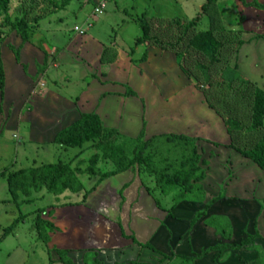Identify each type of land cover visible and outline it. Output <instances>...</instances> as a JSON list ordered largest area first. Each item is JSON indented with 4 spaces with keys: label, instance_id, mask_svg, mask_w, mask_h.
Returning a JSON list of instances; mask_svg holds the SVG:
<instances>
[{
    "label": "rangeland",
    "instance_id": "374dc122",
    "mask_svg": "<svg viewBox=\"0 0 264 264\" xmlns=\"http://www.w3.org/2000/svg\"><path fill=\"white\" fill-rule=\"evenodd\" d=\"M101 1H104L106 9L102 15L94 16V9ZM205 2L206 0H9L7 12H0V75L2 76L0 78L4 82L3 67L10 70L17 64L23 68L27 62H30L36 66L37 70L45 71L49 67L57 66V70L49 72V77L42 79L41 84H45L46 88H53L62 96H71L75 101L81 97L78 95L85 89L83 78L86 79V83H89L92 78L98 81V77L102 75L96 66L97 63L92 65L91 59L85 60L92 54L90 53L92 52L91 41L88 38L95 39L96 42L102 43L106 49L103 56H100L101 66L103 67V63H118V59L121 58L123 62H120L117 68L123 69L128 77V82L123 83L121 89L116 90L117 93H113L114 96L121 97L120 100H113V104H111L114 109L119 108V112L111 114V119L99 117L104 127L114 128L122 136L130 139H136L143 132V141L156 135L165 134V132L186 135L197 140L196 145L198 153L201 155L200 158L202 161H204L203 159L207 161V159H212L208 155L210 149L208 145H213L216 149L215 140H218V136L211 134L210 137L202 133L201 130L207 126L216 127L217 121L218 127L223 126L226 129L225 121L229 117V107L230 109H241L243 114L249 109V106L244 108V104H239V97L235 93L230 94L227 90L224 91L225 83L221 76L222 71L225 69L237 71L239 68L240 72L237 73H241L242 77L249 78L250 81H248L252 83V86L256 85L264 89V43L244 45V40L247 39H244L242 30L244 27L246 28L245 19L247 17L252 19L250 30L254 29L253 23L259 21L251 18L248 13L245 17L242 16L243 5H251L256 3V0L220 1L209 9L207 18L194 30L197 32L211 30L219 35V40L227 43L221 52L220 65L208 72L207 61L201 55L191 52L186 46L177 43L178 37L183 36V30L173 22L177 21L180 25H186L197 16L200 7ZM142 17H146V21L151 25L149 36H155L161 45L167 48H161L146 41L139 46L135 45L136 40L142 37L141 28L136 20ZM241 18L243 20H240ZM22 19H25L28 24V41L23 45L16 32L15 24L16 21ZM208 19L212 21V26ZM76 29L85 31V33L80 35ZM190 34L191 31L184 39H187ZM242 45L245 47L240 50ZM109 46L115 47L116 50ZM172 46L175 49H170ZM165 52L171 53L172 60H174V71L158 69L162 66V59L160 62L157 59L161 53ZM87 54H89L88 58ZM141 61L147 62L148 66L139 69L138 66L144 63ZM203 66L206 71L201 68ZM26 67L24 71H26ZM129 67L132 68L131 74H129ZM153 73H157V75L154 76ZM52 75L57 76L56 86L51 82ZM139 75L140 77L147 75V80H140ZM58 79L60 80L58 81ZM32 81V86H34L35 80ZM139 83L144 85L141 86ZM235 88L238 89V86ZM31 90L32 93L38 95L34 87ZM130 93H135V95H130ZM86 103L90 105V102ZM104 103H106L104 99L94 102L92 107L95 114ZM82 104L86 107L85 103ZM213 107L220 111L219 116ZM24 109L25 112L28 111V108L24 107ZM212 115L216 117V122H213ZM56 120L57 123L62 122V117ZM1 129L0 240L6 237L1 246L5 249H12L21 245L31 256L29 264H49L44 245L40 240V242L35 241L38 240V233L41 238L44 236L43 239L49 242L48 235L54 234V229L45 226L46 230L43 229V233L38 232L34 229V223L43 214L42 218L46 223H51L52 227L58 226L61 229L62 225L57 223L55 217L57 211H60L57 214L59 217L64 213V208L82 206L88 197L93 198V192L100 184L93 189L96 179H90L83 172L89 166V159L97 152L91 145L82 149L58 148L52 143L39 147L29 142L30 139L25 129L16 127ZM48 136H52V134H48ZM212 151L214 152V150ZM57 163L68 164L71 169L77 170L76 176L83 188L82 193H65L56 198L44 190L32 193L28 199L19 197L12 202L6 178L14 172ZM215 166L213 164L209 168L207 164L202 167L205 173L209 170L210 179L215 174ZM97 168L101 174H108L114 170L112 164L104 159L98 162ZM255 169L256 173L264 175L263 171L257 167ZM127 175L132 177L136 185H141L137 195L132 198L130 207L124 205L126 200L123 198L124 190L129 188V185L124 186L121 183V179L127 178ZM137 179L140 182H137ZM98 191L94 194L96 202L94 204L96 205L100 201L104 211L98 214L96 213L98 209H96V211H91L92 215L82 214L83 219L86 216L89 217L86 220H81L77 226L80 231L86 230V233L90 235L93 232L96 234L99 232L96 225L100 227L101 236L102 230L104 231V236L99 237L108 242L106 244L110 245V249L109 258L103 264H122L120 254L121 256L124 254L122 252L125 248L122 245L123 240L128 243V246L135 245L137 240L148 245L143 249L152 250V252L143 251L141 257L133 256L130 263L124 264H194V261L197 260L195 257L198 254L193 253L192 258L183 255L190 251L189 245H192L193 248L192 238H189V234L194 230L205 231L202 220L196 225L191 224V221L174 223L170 218V210L174 205L172 196H163L155 187L152 178L143 174L138 167H134L119 178L109 180ZM153 203L157 208H150V204L153 206ZM256 203L258 202L256 201ZM92 204V202L89 203L93 208ZM250 205L251 210H256L255 205ZM161 210L162 215L157 216L161 214L159 212ZM251 212L248 211V213ZM254 212L249 214L251 219L247 217L244 222L246 227L243 231L244 239L249 234L253 236L259 233L257 230L258 219L255 218ZM185 214V220H188L192 215L190 212L188 216ZM163 216L164 219H162ZM99 217L103 221L98 219ZM92 218L94 230L89 227L92 225V222L89 221ZM40 225H43L41 221ZM243 225L241 224V226ZM1 226L4 227L1 228ZM102 227L103 229H101ZM177 233H181V236L175 240L174 235ZM262 233L264 234V230ZM203 238L199 237L200 240ZM256 243L260 244H258L259 251H255L259 255L260 251H264V245L254 240V244ZM201 244L207 247L213 244V240H206ZM100 251H102L101 248L95 249L94 254ZM91 252L93 253V251ZM144 254L145 256H143ZM184 258H194V260L186 262ZM205 264L210 263L206 262Z\"/></svg>",
    "mask_w": 264,
    "mask_h": 264
},
{
    "label": "crops",
    "instance_id": "0c3cea01",
    "mask_svg": "<svg viewBox=\"0 0 264 264\" xmlns=\"http://www.w3.org/2000/svg\"><path fill=\"white\" fill-rule=\"evenodd\" d=\"M256 3L258 5H264V0H256ZM242 12H243L242 16L245 17L246 14L248 13L251 15V18H254V20L259 21L253 23L254 29L250 30L249 26L251 25L252 19H250L249 17L245 19L246 22L244 21V23L246 24V28L244 27V29L242 30L244 33L243 34L244 39L245 38L247 39L244 40L245 42L244 45L246 46V44L250 45L252 43H255L257 45L258 43L261 42L264 43V10H257L254 8L244 7L242 9ZM88 39L89 41H91L90 49H92V52L90 51L89 52L92 54L91 55L87 54L86 57L88 58L89 55V58L85 60L91 59L90 62L92 63V65L97 63L96 66L98 67L99 73L101 72L102 75L98 77V81L92 78L89 83L88 82L86 83L85 82L86 79L83 78L85 89H83L80 95H78L81 97L77 96L78 99H76L75 101L74 99H72L71 96L69 97L62 96L58 92L53 90V88H46L45 84L44 85L41 84V82L43 81L42 79H44L45 77H49L48 75L49 72L52 73V71L57 70V66L49 67L47 71L41 69L37 70L36 66L31 64L30 62H27L28 66L26 65L27 67L24 66L23 68H21L20 64L15 65V67H11L10 70L4 69V67L2 68L4 71L3 72L4 82H3V90L0 91V131L2 130L1 128H3V130L14 127L21 128L23 130L25 129L27 131V136L30 139L29 142L34 143L39 147L47 146V144L51 145V143L53 145V141L56 135L65 128L75 123L77 120H79L82 114L94 113V108L92 107V105L98 99L99 100L104 99L106 101V103L102 104L99 107V110L96 112L97 113L96 115L98 117L103 116L105 118L108 117L109 119H111L112 117L111 114H116V112H119V108L114 109V107L111 104H113L112 103L113 100L116 101L121 99V97L119 96H114L113 93H117L116 90H120L121 85L125 82H128L127 73L123 69L119 70L117 68V66L119 67V63L123 62V60H121L120 58L118 59V63L117 62L108 63V64L103 63V67H102L100 64V56H103L104 51L106 50L104 48L105 46L102 43L96 42L95 39H90V38ZM244 45L241 46L240 50L243 47H245ZM109 47L113 48L111 46ZM113 49L116 50L115 47ZM161 59H162L161 62L162 66H160V68L158 69L174 71L173 69L174 60H172L171 53L169 52H165L164 54L161 53L157 61L159 60L160 62ZM30 64H31V69L29 71ZM147 66H148L147 62L146 63L144 62L141 63L138 67L139 69L141 68L143 69L146 68ZM25 67H26V71H24ZM238 71L239 68L237 69V72ZM131 73H132V68L129 67V74ZM150 74H152L151 71ZM155 74L157 75V73H153L154 76H156ZM239 75L242 76L241 73H239ZM56 78L57 76L52 75L51 82L54 84V86H56L57 84ZM138 78L140 80H145L147 78V75L146 77L145 75L143 77H140L139 75ZM243 78L250 81L249 78L246 77ZM32 80H35L36 84L34 86H32L33 84ZM59 80L60 79H58V81ZM38 83H40L39 87H38ZM139 85L142 86L144 84L139 83ZM32 87H34L35 91L37 90L38 95L36 93H32L31 90ZM38 88H42V89L39 90ZM260 89L262 90L263 88ZM133 94L135 95V93ZM86 102H90V105H88V103ZM82 103H85L87 108L84 107L83 106L84 104ZM24 107L28 108L27 112H25L26 110L24 109ZM60 117H62L61 120L62 122L57 123L56 119ZM212 120H214L213 122L217 121L214 115H212ZM217 122H216V127L214 126L215 128L211 126H207L206 128H203L201 130L202 133L207 134L210 137L211 134L212 136L215 134L218 136V140H215V142L218 145V146L216 145V149L214 148L215 146L213 147V145H208L209 146L208 148H210L208 151V155L212 157V159H207L206 161L205 159L202 158L204 162L208 164L209 168H211L213 164L216 165L215 166L216 170L213 178L211 179L209 178V170H208L206 172L207 175L205 173L206 177L204 181L201 183L203 192L205 194L204 202L202 203L182 202L176 205L174 208L171 207L170 210V215H171L170 218L173 219L174 223L177 224V222L179 221L180 222L191 221L195 213L201 211L207 202H209L212 199H216V198L219 199L207 210L206 215L202 218L201 222L205 231L198 232L194 230V232L192 231L189 234V238H192L193 248L192 245H189L188 249L190 251L185 253L186 255L184 254L183 256H188L191 258L193 257V253L200 254L203 250H206L210 247H214L217 244L223 243V240L220 237L216 236L215 232L212 229L206 227L203 224V222L206 219L212 216L224 217L229 220L232 227L231 242L233 244L238 245L244 240L243 231H245L246 229L244 222L246 221L247 217L250 218L249 214L255 211L254 212L255 218L258 219V226H257L258 228L257 230L259 232L258 236L260 237V238H256L255 240L261 242L264 245L263 242L264 234L262 233V230H264V175L263 174L261 175V173L260 174L256 173L257 172L255 169L256 166L252 162L242 158L233 149L228 148L230 138L228 137L225 127L223 126L218 127ZM110 129H114V128H110ZM48 134H52V136H48ZM165 134H169V133L165 132ZM212 150H214V152ZM127 172L113 176L109 180L111 179L113 180L114 178H119V176L125 175ZM129 175H127V178L125 177L126 179L125 178L121 179L122 180L121 183L124 186L129 185V188L124 190V195H123V198L126 200V203H124V205L128 207H130L132 204L131 203L132 198L135 197L139 192V190L141 189L140 187L141 185L140 186L136 185V183L133 182L134 180L132 179V177H130ZM109 180L107 179L106 181L102 182L98 186V188L94 190L92 195L93 198H91V196L88 197L86 203L83 204L82 206L64 208L65 210L64 213L60 214L59 217H57V214H59L60 211H57L55 217L57 223L59 225H62L61 229L58 226L52 227L51 223H46V221H44L45 219L42 218L43 214H41V217L36 219V223H34L35 231L37 230L38 232L41 231L43 233V229L46 230L45 226L48 224L51 225L50 228L54 229L53 232L54 234L48 235L49 242L43 239L44 236L41 238V235L40 234L38 235V233H37L38 240L36 239L35 241V242L41 241L42 244L44 245V249H46L45 254H47L48 256L49 264H103V262L107 260V258H109L108 253H109L110 245L106 244L108 243L106 240L100 238L104 236V231L102 230L101 233L102 236H101L100 227L96 225L97 231L99 232H97V234L96 232L95 233L93 232L90 235L89 233L88 234L86 233V230L80 231L79 227L77 226L81 220H86L89 217L86 216V218L83 219L82 214L88 213L89 215H92L91 211H96V209H98V211H96V213L98 214L104 211V208L101 207L103 206V204L100 201L96 205L94 204L95 202L94 194L98 190H100L101 186H103L105 183H108ZM137 182L140 181L137 179ZM205 187L207 188L205 189ZM129 198L131 199L130 201ZM256 201L258 203H256ZM7 202L9 201L7 200ZM12 202H14L13 198H12ZM91 202L93 203L92 204L93 208L90 207L89 205V203ZM250 204H253V206L255 205L256 210H251ZM150 205H151L150 208L153 207L157 208L156 204L154 203L153 206L152 204ZM162 210L165 211V209ZM162 210L159 211L161 214L158 215L156 214V215L157 216L162 215L163 213ZM248 211H252V212L248 213ZM189 212L192 213V215L188 220H185L184 214L187 213L185 214V216H188ZM207 213H208V217H207ZM98 219L103 221V219L100 217ZM162 219H164V216ZM40 221L43 223V225H40ZM89 221L92 222V225L89 227H92L91 230L92 229L94 230L93 218L90 219ZM89 221L88 224H90ZM150 222H155V221L151 220ZM241 224L243 226H241ZM2 227L4 226H1V228ZM101 229H103V227ZM95 234L96 237H94ZM180 236L181 233H177L174 235V239L176 240ZM249 236L252 235L249 234ZM199 237L200 238L204 237V238L203 240H200ZM207 237L208 239H205ZM5 239L6 237L3 238V240L2 239L0 240V264H29L31 256L26 250H24V248H22L21 245L12 249L9 248L5 249L4 247L1 246L4 244L3 241ZM206 240L209 241L213 240V244L207 247L202 246L201 243ZM258 244L259 243H256L254 245L258 247L260 245ZM122 245L123 247H125L123 251L121 250L122 252H124L123 256H121L120 254V260L122 264L130 263V261L133 260V256L138 258L139 255L141 257V253L143 251L152 252V250L150 249H143L141 246L146 244H142L137 240H136V244L133 246H128V243H126L125 240H123ZM100 248L102 249V251L94 254V250ZM91 251H93V253ZM260 252L264 255V251H260ZM145 254L143 256H145ZM257 260H258L257 252L241 249L238 251H227L221 257L218 258H214L213 255L210 254L195 260L194 264H205L206 262L210 264H257Z\"/></svg>",
    "mask_w": 264,
    "mask_h": 264
},
{
    "label": "trees",
    "instance_id": "16d2710c",
    "mask_svg": "<svg viewBox=\"0 0 264 264\" xmlns=\"http://www.w3.org/2000/svg\"><path fill=\"white\" fill-rule=\"evenodd\" d=\"M220 1L228 0H206L200 7L197 16L186 25H180L177 21H173L183 30V36L178 37L177 43L186 46L189 51L201 55L207 61L208 72L220 65L221 52L227 43L219 40V35L211 30L199 32L194 30L207 18L209 9ZM239 1L243 2V0ZM8 3L9 0H0V12H7ZM243 6L264 10V5L257 3ZM145 18L136 20L141 28L142 37L136 40L135 45L139 46L146 41L152 42L155 46L167 48L161 45L155 36H149L151 25ZM15 24L16 32L23 45L28 41L27 21L22 19L16 21ZM210 24L212 26L211 20ZM190 31L189 37L184 39ZM172 48L175 49L173 46L170 47V49ZM201 68L205 69L204 66ZM221 76L225 83L224 91L227 90L230 94L235 93L239 97V104H244V108L249 106L244 114L241 113V109H230L229 107V117L225 121L226 131L230 138L228 148L233 149L242 158L249 160L258 169L264 171V90L259 89L256 85L252 86V83L240 76L235 69H225ZM0 77L2 76L0 75ZM235 86H238V89ZM2 90L3 81L0 78V91ZM130 95L134 94L130 93ZM213 108L219 116L220 111ZM143 137V132H141L136 139L126 138L117 130L104 127L100 118L96 114L90 113L82 114L79 120L59 132L53 144L64 149H82L87 145L94 147L97 154L89 159V166L83 172L90 179H96L93 189L113 176L138 167L143 174L152 178L155 187L163 196H172L174 202L172 208L182 202H204L205 194L201 183L205 179V171L202 167L207 166V163L200 158L196 145L197 140L174 134L156 135L145 141H143ZM101 159L109 161L114 170L108 174H101L97 168ZM76 171L71 169L68 164L57 163L14 172L6 178V181L14 200L19 197L28 199L32 193L44 190L58 198L65 193L79 194L82 192L83 188L76 176ZM218 200L216 198L207 202L201 211L195 213L191 224L202 220L207 210ZM203 224L212 229L215 235L223 240V243L203 250L196 255L195 259L210 254L214 258H218L227 251L258 250V247L254 245V240L260 238L258 234L247 236L238 245L233 244L231 242L232 227L229 220L224 217L212 216L206 219ZM46 226L51 227L50 224ZM146 246L148 245L141 247L147 248ZM193 260L194 258H184L186 262ZM257 263L264 264V255L261 252L258 255Z\"/></svg>",
    "mask_w": 264,
    "mask_h": 264
},
{
    "label": "built area",
    "instance_id": "2783aa9c",
    "mask_svg": "<svg viewBox=\"0 0 264 264\" xmlns=\"http://www.w3.org/2000/svg\"><path fill=\"white\" fill-rule=\"evenodd\" d=\"M106 9V5L104 3V1H101L100 3L97 4L96 8L94 9V13L93 15L94 16H99V15H102L103 12L105 11ZM76 31L80 34V35H83L85 33V31H78L76 29Z\"/></svg>",
    "mask_w": 264,
    "mask_h": 264
}]
</instances>
